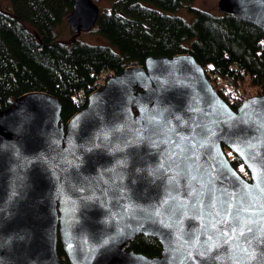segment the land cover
Wrapping results in <instances>:
<instances>
[{
  "label": "water",
  "instance_id": "1",
  "mask_svg": "<svg viewBox=\"0 0 264 264\" xmlns=\"http://www.w3.org/2000/svg\"><path fill=\"white\" fill-rule=\"evenodd\" d=\"M99 1L74 0L76 36L96 26ZM217 5L264 30V0ZM203 68L190 53L150 56L67 122L45 92L1 110L0 264H264V94L232 109ZM247 220L253 232L224 244ZM141 235L161 254L132 251Z\"/></svg>",
  "mask_w": 264,
  "mask_h": 264
},
{
  "label": "trees",
  "instance_id": "2",
  "mask_svg": "<svg viewBox=\"0 0 264 264\" xmlns=\"http://www.w3.org/2000/svg\"><path fill=\"white\" fill-rule=\"evenodd\" d=\"M190 2L109 0L95 26L105 41L91 45L58 38L57 27L71 13L74 0H9L11 9H0V111L22 95L45 92L58 98L67 122L103 87V80L144 64L150 56L186 53L204 67L232 109L243 92L264 94V30L234 15L198 10ZM182 8L193 14L192 22L176 15ZM225 152L248 179L241 160ZM131 249L150 257L162 251L156 239L142 235L132 240ZM58 252L67 262L60 244Z\"/></svg>",
  "mask_w": 264,
  "mask_h": 264
},
{
  "label": "rangeland",
  "instance_id": "3",
  "mask_svg": "<svg viewBox=\"0 0 264 264\" xmlns=\"http://www.w3.org/2000/svg\"><path fill=\"white\" fill-rule=\"evenodd\" d=\"M218 1L219 0H192L190 2V6L195 7L198 10H202L205 12H209L211 14L220 15L221 13L218 10ZM9 0H0V9L3 10H9L11 9V6L9 5ZM110 3L109 0H101L99 3V9L103 10L106 8H109ZM176 15L181 16L183 19L185 18L186 21L192 22L194 20L193 14L190 13L187 8L180 9ZM96 28H93L89 31H82L79 35L76 36V34L72 33V30L70 29L68 22L65 18L63 22L57 27V35L59 40L68 42L72 39H77L83 43L91 44V45H102V43L105 41V39L98 34V32H95ZM107 79L103 80L101 84L103 86L105 85ZM248 88V87H246ZM244 96H256L255 90H250L248 93L243 92Z\"/></svg>",
  "mask_w": 264,
  "mask_h": 264
},
{
  "label": "snow or ice",
  "instance_id": "4",
  "mask_svg": "<svg viewBox=\"0 0 264 264\" xmlns=\"http://www.w3.org/2000/svg\"><path fill=\"white\" fill-rule=\"evenodd\" d=\"M179 147V145H177ZM251 147V145H249ZM180 151H184V149H180ZM251 206V205H250ZM244 209H238L237 212L239 213L240 211H243ZM157 215H159V212H157ZM217 215H219V213H217ZM227 215H232L231 212L227 213ZM237 221H239V216L237 215L236 217ZM220 223H225L224 220H221ZM255 223L254 220H247L245 221L244 223H242L241 225V229H236V228H231V231L230 232H222L221 233V237L223 238V243L224 244H234L235 241H236V236L237 234L239 235L240 238H245L247 234H250L253 232V228L251 227V225ZM232 236V239L231 240H228L227 237L228 236ZM213 240V237L212 236H209L208 237V243L210 245V247H215V248H219L220 245L219 244H216V245H211V241ZM262 240H264V237H262ZM105 243H107V241H105ZM245 243H251L250 240H245ZM236 247L239 248L241 247L239 244H236ZM256 248V250L259 252V256L257 257L258 259L260 257H264V248L262 247H259V246H254ZM209 249L206 248L205 249V252H208ZM242 251H245L247 252L248 249H242ZM198 255H204V253H198ZM213 259H215V257H212Z\"/></svg>",
  "mask_w": 264,
  "mask_h": 264
}]
</instances>
